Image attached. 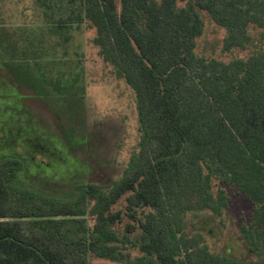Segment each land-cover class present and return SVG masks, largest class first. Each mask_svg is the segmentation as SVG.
Masks as SVG:
<instances>
[{"label": "trees", "instance_id": "16d2710c", "mask_svg": "<svg viewBox=\"0 0 264 264\" xmlns=\"http://www.w3.org/2000/svg\"><path fill=\"white\" fill-rule=\"evenodd\" d=\"M29 1L32 22L0 19L7 81L50 104L75 93L85 99L84 80L75 87V69L63 65L73 30L86 24L135 95L141 140L111 185L66 182L68 197L21 186L20 173L42 168L25 152L1 154L0 264H264V0ZM206 19L223 29L224 54H248H198ZM71 133L62 129L61 148L76 149ZM226 189L253 205L240 233L254 259L215 253L187 230L189 214H226Z\"/></svg>", "mask_w": 264, "mask_h": 264}, {"label": "rangeland", "instance_id": "374dc122", "mask_svg": "<svg viewBox=\"0 0 264 264\" xmlns=\"http://www.w3.org/2000/svg\"><path fill=\"white\" fill-rule=\"evenodd\" d=\"M35 14L29 0H5L0 19L5 18L7 24L15 26L32 22ZM95 34V29L86 24L73 30L67 63L63 65L75 69L74 75L79 78L75 87L81 86L84 80L85 99L75 93L61 99L50 98V104L46 97L38 96L35 88L19 84L12 76L7 81L9 72L0 53V155L10 150L25 152L43 170L39 172L30 167L32 174H38L33 177L28 172L20 173L21 186L57 197L72 194L73 183L66 182L109 186L122 175L131 156L138 151L141 133L135 95L99 55L93 43ZM223 37V29L206 19L204 34L198 41V54L224 61L248 54L237 49L224 54ZM78 69H83V75H79ZM58 80V87L65 89L67 79ZM62 129L72 130L71 135L78 141L75 150L59 146L57 137L62 136ZM226 191L230 199L226 214L221 218L209 213L189 214L187 230L190 234H202L215 253L254 259L240 233L242 225L250 220L253 205L244 196H236L230 189ZM92 264L117 263L94 260Z\"/></svg>", "mask_w": 264, "mask_h": 264}]
</instances>
